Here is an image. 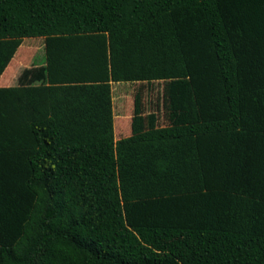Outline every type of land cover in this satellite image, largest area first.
Returning <instances> with one entry per match:
<instances>
[{
	"label": "trees",
	"instance_id": "16d2710c",
	"mask_svg": "<svg viewBox=\"0 0 264 264\" xmlns=\"http://www.w3.org/2000/svg\"><path fill=\"white\" fill-rule=\"evenodd\" d=\"M0 264H264V0H0Z\"/></svg>",
	"mask_w": 264,
	"mask_h": 264
},
{
	"label": "rangeland",
	"instance_id": "374dc122",
	"mask_svg": "<svg viewBox=\"0 0 264 264\" xmlns=\"http://www.w3.org/2000/svg\"><path fill=\"white\" fill-rule=\"evenodd\" d=\"M20 45V48L18 47V53L20 50V54L23 58L22 61L26 63L31 64L33 58L36 59L38 56H46L45 46L47 45L41 37L23 38ZM179 80L184 81L185 78L174 79L175 82L171 84V91L168 94L164 93L165 83L158 80L156 81H158L159 84L156 83L155 85L146 84L144 82L113 84L114 113L115 115L118 114L114 116L115 139L130 134V121L128 123V119L132 108L133 95L136 90H138L141 95L142 108L144 111L149 112L156 110L159 117V125H166L168 123L169 112L182 104L185 106L186 103L187 90H185V83L178 82ZM180 88L181 91L179 90Z\"/></svg>",
	"mask_w": 264,
	"mask_h": 264
}]
</instances>
